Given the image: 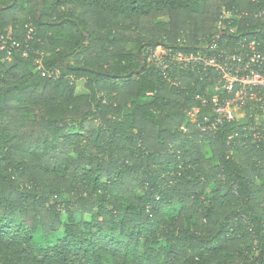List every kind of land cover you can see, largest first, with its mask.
<instances>
[{"label": "trees", "instance_id": "16d2710c", "mask_svg": "<svg viewBox=\"0 0 264 264\" xmlns=\"http://www.w3.org/2000/svg\"><path fill=\"white\" fill-rule=\"evenodd\" d=\"M222 10L239 17L218 28ZM261 10L0 0V264H264V151L234 123L201 132L195 73L176 87L146 61L230 26L264 36Z\"/></svg>", "mask_w": 264, "mask_h": 264}, {"label": "built area", "instance_id": "2783aa9c", "mask_svg": "<svg viewBox=\"0 0 264 264\" xmlns=\"http://www.w3.org/2000/svg\"><path fill=\"white\" fill-rule=\"evenodd\" d=\"M260 15L264 10L256 13ZM238 17L230 10H222L218 28L224 19L231 24ZM234 34L236 27L230 26L227 32L220 31L214 39L193 49L186 48L184 38L158 43L147 49L146 61L176 87L181 82L172 75L175 69L195 73L199 80L193 95L196 104L186 114L201 132L215 135L220 127L234 123L240 125L244 140L249 139L264 151V36L228 37ZM17 46L16 41L10 43V48ZM7 47L1 37L0 49ZM182 129L186 131L187 127Z\"/></svg>", "mask_w": 264, "mask_h": 264}, {"label": "rangeland", "instance_id": "374dc122", "mask_svg": "<svg viewBox=\"0 0 264 264\" xmlns=\"http://www.w3.org/2000/svg\"><path fill=\"white\" fill-rule=\"evenodd\" d=\"M159 20H161V21H166L167 20V18L166 17H162V18H160ZM133 45L132 44H130V47H132Z\"/></svg>", "mask_w": 264, "mask_h": 264}, {"label": "water", "instance_id": "95a60500", "mask_svg": "<svg viewBox=\"0 0 264 264\" xmlns=\"http://www.w3.org/2000/svg\"><path fill=\"white\" fill-rule=\"evenodd\" d=\"M138 51H140V48L138 49ZM141 58H142V56H141ZM130 74H131V73H128L127 76H129Z\"/></svg>", "mask_w": 264, "mask_h": 264}]
</instances>
